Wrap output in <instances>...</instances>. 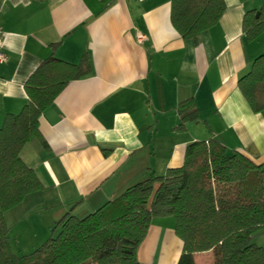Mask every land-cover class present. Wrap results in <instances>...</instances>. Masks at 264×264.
Here are the masks:
<instances>
[{
    "label": "crops",
    "instance_id": "1",
    "mask_svg": "<svg viewBox=\"0 0 264 264\" xmlns=\"http://www.w3.org/2000/svg\"><path fill=\"white\" fill-rule=\"evenodd\" d=\"M224 4L218 23L193 40L173 28L170 0H0V127L26 105L24 85L43 62L88 64L22 148L42 189L16 207L58 205L52 222L69 211L90 214L134 184L180 167L187 145L210 139L264 169V112H253L238 89L264 54V31L248 40L242 20L264 0ZM189 99L198 120L179 128L177 107ZM174 228L172 217L154 218L138 263L177 264L183 244ZM255 240L264 248V233ZM193 259L213 264L211 251Z\"/></svg>",
    "mask_w": 264,
    "mask_h": 264
},
{
    "label": "trees",
    "instance_id": "2",
    "mask_svg": "<svg viewBox=\"0 0 264 264\" xmlns=\"http://www.w3.org/2000/svg\"><path fill=\"white\" fill-rule=\"evenodd\" d=\"M224 0H170V21L183 39L196 40L216 25ZM246 39L264 31V4L246 12ZM88 73V64L43 62L24 85L27 103L0 127V264H139L138 247L154 218L172 217L183 248L177 264H194L193 255L211 251L213 264H264V169L217 140L186 146L180 167L150 176L127 188L83 218L70 211L55 222L48 239L30 255H16L4 213L42 189L20 157L38 136V120L63 88ZM251 110L264 112V54L238 80ZM179 128L198 120L191 99L177 107Z\"/></svg>",
    "mask_w": 264,
    "mask_h": 264
},
{
    "label": "rangeland",
    "instance_id": "3",
    "mask_svg": "<svg viewBox=\"0 0 264 264\" xmlns=\"http://www.w3.org/2000/svg\"><path fill=\"white\" fill-rule=\"evenodd\" d=\"M59 209L60 206L55 204H51L47 208H39L29 202L6 211L4 221L9 227L12 252L16 255H30L40 247L50 236L55 221H58L52 222L51 218ZM78 212H76L78 218L88 215ZM254 243L257 245L256 240Z\"/></svg>",
    "mask_w": 264,
    "mask_h": 264
},
{
    "label": "built area",
    "instance_id": "4",
    "mask_svg": "<svg viewBox=\"0 0 264 264\" xmlns=\"http://www.w3.org/2000/svg\"><path fill=\"white\" fill-rule=\"evenodd\" d=\"M0 35H1V32H0ZM4 60H5V55L2 52V49H1V40H0V63L3 62Z\"/></svg>",
    "mask_w": 264,
    "mask_h": 264
}]
</instances>
